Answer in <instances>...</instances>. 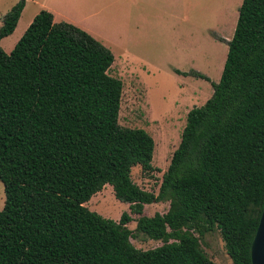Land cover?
I'll use <instances>...</instances> for the list:
<instances>
[{
  "label": "trees",
  "instance_id": "16d2710c",
  "mask_svg": "<svg viewBox=\"0 0 264 264\" xmlns=\"http://www.w3.org/2000/svg\"><path fill=\"white\" fill-rule=\"evenodd\" d=\"M24 6L3 17L0 41ZM227 47L156 195L131 179L135 167L154 171V141L118 123L122 82L108 74V48L45 10L9 54L0 47V264H215L195 236L214 230L232 264H251L264 206V0H242ZM106 185L138 216L133 231L128 213L116 222L85 206ZM159 202L166 213L143 215ZM139 235L162 245L137 249Z\"/></svg>",
  "mask_w": 264,
  "mask_h": 264
},
{
  "label": "rangeland",
  "instance_id": "374dc122",
  "mask_svg": "<svg viewBox=\"0 0 264 264\" xmlns=\"http://www.w3.org/2000/svg\"><path fill=\"white\" fill-rule=\"evenodd\" d=\"M19 1L0 0V27L3 17ZM241 3L242 0H154L152 20L146 30L137 33L138 37L122 40L114 50L95 39L115 57L108 74L122 82L119 125L143 129L154 141V171L144 172L135 167L131 172L132 181L142 190L158 193L162 176L180 143L188 112L201 107L212 96L211 82H219ZM36 11L35 3L26 4L13 34L0 41L5 53L13 50L37 15ZM110 41L117 44L119 40ZM123 48L125 52H121ZM177 70L200 72L210 82L178 75ZM4 202V187L0 182V211ZM85 206L116 222L123 213H128L132 222L127 228L133 231L136 227L138 216L130 213L128 204L115 198L109 185ZM167 210L168 203H153L144 207L143 215L151 217ZM195 236L212 262L232 264L219 231ZM131 243L143 251L162 245L141 235L131 239Z\"/></svg>",
  "mask_w": 264,
  "mask_h": 264
},
{
  "label": "crops",
  "instance_id": "0c3cea01",
  "mask_svg": "<svg viewBox=\"0 0 264 264\" xmlns=\"http://www.w3.org/2000/svg\"><path fill=\"white\" fill-rule=\"evenodd\" d=\"M27 3H35L36 14L45 10L55 23L71 24L112 50L146 30L155 9L154 0H25L24 8ZM111 39L119 41L116 44Z\"/></svg>",
  "mask_w": 264,
  "mask_h": 264
},
{
  "label": "water",
  "instance_id": "95a60500",
  "mask_svg": "<svg viewBox=\"0 0 264 264\" xmlns=\"http://www.w3.org/2000/svg\"><path fill=\"white\" fill-rule=\"evenodd\" d=\"M251 264H264V206L250 249Z\"/></svg>",
  "mask_w": 264,
  "mask_h": 264
}]
</instances>
